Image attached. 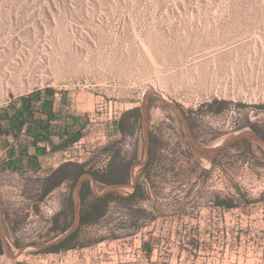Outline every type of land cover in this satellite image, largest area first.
<instances>
[{
	"label": "rangeland",
	"instance_id": "374dc122",
	"mask_svg": "<svg viewBox=\"0 0 264 264\" xmlns=\"http://www.w3.org/2000/svg\"><path fill=\"white\" fill-rule=\"evenodd\" d=\"M8 109L48 154L18 170L0 142V264H264V0H0ZM133 113L153 146L107 150ZM135 152V188L118 192L136 197L80 227L82 246L53 243L71 226H51L42 179L50 192L74 172L59 201L79 180L94 200L119 184L90 178Z\"/></svg>",
	"mask_w": 264,
	"mask_h": 264
},
{
	"label": "crops",
	"instance_id": "0c3cea01",
	"mask_svg": "<svg viewBox=\"0 0 264 264\" xmlns=\"http://www.w3.org/2000/svg\"><path fill=\"white\" fill-rule=\"evenodd\" d=\"M54 92V95H50V93ZM43 98H44V105H48L49 103H52V98L55 96V91L53 89H46L43 92ZM41 102V101H40ZM47 104H46V103ZM38 107V106H35ZM47 108V106H46ZM20 111L19 109H14V111ZM36 112H39L38 109L33 112V116L36 115ZM26 117V114H24ZM27 118V117H26ZM28 119V118H27ZM152 122V121H151ZM112 123H115V130H113L112 134L110 133L112 131H109L108 139L109 143L108 146H106V149L109 150L110 146L109 145H123L124 149L126 150H131L133 149L132 147H137V145H140L142 143V138L144 139V144L145 146L149 147V145L153 146L154 144V133H156V130L153 129L152 126L148 127L145 130L144 128H141L139 126L140 124V118L138 114H131V115H124L120 120L119 118L116 117L115 120L112 121ZM125 123V125H124ZM120 124H122L124 127L121 129ZM40 126V125H39ZM43 127V126H40ZM29 130V131H28ZM31 130V121L28 120L23 127L20 130V133L16 137H7L6 135H3L0 137V142L2 143L1 147L3 148L4 151H9L12 153V163L9 162V164H12V168L19 167L21 166V162H26V161H31L32 158L39 159L41 160L42 156H46L47 150L42 146L41 144V138L44 136V133L42 132H30ZM108 130V129H107ZM110 130V129H109ZM26 137V138H24ZM8 139V141H7ZM29 139H33L32 143L30 142ZM45 145V144H44ZM148 153V151H147ZM127 160H122V162L113 163L108 169H106L104 172L99 173V174H94L93 180L90 178V181L92 183L95 181L97 184H102V185H114V184H119L118 187L116 188H110V190H113L111 192H108L109 189H107L105 192L104 196L97 197L95 196L92 200L93 195H91L88 199V196L86 198V190L87 186L89 185L88 181H80L77 184L78 191H76L75 199L73 200L72 194L69 190L67 192V198L64 199L63 203L59 201L58 195L56 194L57 190L59 188L61 189H66L67 183H71L74 180V177L76 174L74 172L66 175L64 180L53 187L50 192L47 191V178L44 180L42 179V182L40 184L41 191L44 192V195L42 196V205H44L47 209H49L52 213H55V217L53 218L51 222V226L53 229H59L62 224H67V226H71L69 229H63L55 238L56 240L53 241L55 244H60L61 242L63 243L65 239H67L72 233L74 232H79L80 227H82L85 224H97L104 219L107 214H108V208L109 205L113 201H120L126 199L128 196L123 198L119 194V190L121 188H127L128 185L131 184V187L135 188V180L133 177V171L131 169L130 172H128V164L129 162H136V152L135 155H128L124 157V159ZM143 164H134L135 170H136V175H137V169L139 167H142ZM15 174L17 172L13 170ZM94 184V183H93ZM92 184V185H93ZM93 188V186H90ZM88 192V190H87ZM43 194V193H42ZM90 194V193H89ZM113 195H116L115 197ZM131 195V194H130ZM113 196V199H111ZM61 209H64L68 215L66 217V220L61 223L60 218L62 214L58 215V212L61 211ZM31 217V216H30ZM35 224L37 225V221H35ZM72 224V225H71ZM44 225V224H43ZM42 223H40V229L42 230L43 228ZM8 238V236H7ZM9 239V238H8ZM2 249L7 250L9 247L8 242L4 241L2 238ZM75 240V239H74ZM68 241L69 243H74L73 241ZM66 242V243H68ZM7 243V244H6ZM64 245V244H62Z\"/></svg>",
	"mask_w": 264,
	"mask_h": 264
},
{
	"label": "trees",
	"instance_id": "16d2710c",
	"mask_svg": "<svg viewBox=\"0 0 264 264\" xmlns=\"http://www.w3.org/2000/svg\"><path fill=\"white\" fill-rule=\"evenodd\" d=\"M50 95H54V92L50 93ZM16 113H18L17 110H15L14 112H12L10 109L7 110L5 116L4 115H0V137L3 135H6L7 137L11 136V137H16L18 135L17 130H21V128L23 127V125L28 121V119L26 117H23L22 119H15L16 118ZM135 198L136 197V192L129 195V197H127L126 199L129 198ZM134 200V199H133ZM217 203L219 205H224L227 207H231L233 206V201L230 199H222L219 201H217ZM79 234V232H74L72 233L67 239H65V241L60 244H57V246H62V248L65 249H69L72 247H77V246H82V244L80 243H69L68 241L74 240L76 239L77 235ZM68 242V243H66Z\"/></svg>",
	"mask_w": 264,
	"mask_h": 264
},
{
	"label": "bare ground",
	"instance_id": "6f19581e",
	"mask_svg": "<svg viewBox=\"0 0 264 264\" xmlns=\"http://www.w3.org/2000/svg\"><path fill=\"white\" fill-rule=\"evenodd\" d=\"M251 135V136H255L254 135V133H252L251 131H246V132H243V133H240V134H237V136L236 137H238V135H240V137L242 136V135ZM213 151V152H212ZM210 153H214V150H212Z\"/></svg>",
	"mask_w": 264,
	"mask_h": 264
},
{
	"label": "built area",
	"instance_id": "2783aa9c",
	"mask_svg": "<svg viewBox=\"0 0 264 264\" xmlns=\"http://www.w3.org/2000/svg\"><path fill=\"white\" fill-rule=\"evenodd\" d=\"M217 96H219V95H217ZM209 99V101H212L213 100V97H211V98H208Z\"/></svg>",
	"mask_w": 264,
	"mask_h": 264
},
{
	"label": "water",
	"instance_id": "95a60500",
	"mask_svg": "<svg viewBox=\"0 0 264 264\" xmlns=\"http://www.w3.org/2000/svg\"><path fill=\"white\" fill-rule=\"evenodd\" d=\"M199 150H200V151H203V149H199ZM204 151H206V150H204ZM204 151H203V152H204ZM203 152H202V153H203Z\"/></svg>",
	"mask_w": 264,
	"mask_h": 264
}]
</instances>
